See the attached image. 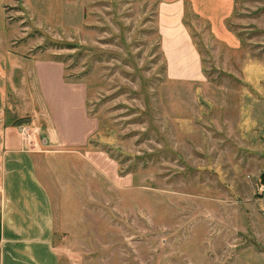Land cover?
Masks as SVG:
<instances>
[{
    "label": "rangeland",
    "instance_id": "obj_1",
    "mask_svg": "<svg viewBox=\"0 0 264 264\" xmlns=\"http://www.w3.org/2000/svg\"><path fill=\"white\" fill-rule=\"evenodd\" d=\"M232 2L224 25L240 46L231 54L180 3L202 78L174 81L159 48L158 16L168 14L159 0H8V123L24 128L28 147L40 135L35 59L86 86L96 122L81 148L31 158L50 195L60 264H264V210L250 204L259 178L229 165L220 141L225 103L237 108L244 91L264 97V0Z\"/></svg>",
    "mask_w": 264,
    "mask_h": 264
},
{
    "label": "crops",
    "instance_id": "obj_2",
    "mask_svg": "<svg viewBox=\"0 0 264 264\" xmlns=\"http://www.w3.org/2000/svg\"><path fill=\"white\" fill-rule=\"evenodd\" d=\"M184 1L190 3L194 15L206 20L208 35L212 37L213 44L222 47L224 54L235 53L240 46L235 33L224 25L232 15L233 2L159 0L160 4L165 3L168 12L159 14L157 28L159 48L167 62L166 77L174 81H200V55L184 27H180L179 5ZM7 3L8 0H0V264H60L51 245L56 230L50 195L33 170L31 158L38 156L39 152L50 154V147L81 148L96 128V122L86 116L84 86L64 81L60 63L35 59L30 63L36 86L35 107L39 109V114L34 111V116L40 135L32 139L33 143L28 147L30 142L26 144L19 127L8 123V63L13 66L15 59L8 54L12 33L4 11ZM215 56L217 59L219 53ZM173 67L175 70L172 73ZM236 79L245 83L250 80L242 75L236 76ZM238 95L237 108L229 107V100L221 108L224 118H221L220 141L226 154H229L227 163L231 165V160L233 164L239 163L240 168H237L241 173L252 170L254 178L258 180L264 171V167L260 168L258 164L260 160L264 163V97L257 98L262 94H250L248 91L239 92ZM30 146L34 147L33 150ZM241 150L245 153H241ZM236 153L239 162H235ZM230 171L234 174L231 168ZM248 186L247 193L253 195L252 185ZM241 188L243 193L245 186ZM254 195L257 197L250 204L260 205L259 210H264V195Z\"/></svg>",
    "mask_w": 264,
    "mask_h": 264
},
{
    "label": "trees",
    "instance_id": "obj_3",
    "mask_svg": "<svg viewBox=\"0 0 264 264\" xmlns=\"http://www.w3.org/2000/svg\"><path fill=\"white\" fill-rule=\"evenodd\" d=\"M65 78H66V76H64V69H63V79H64V81H65ZM84 88H85V100H86V86L85 85H84ZM20 122H22V121H20ZM12 125L13 126H18L17 123H14ZM259 183H260V185H264V171L259 175Z\"/></svg>",
    "mask_w": 264,
    "mask_h": 264
},
{
    "label": "built area",
    "instance_id": "obj_4",
    "mask_svg": "<svg viewBox=\"0 0 264 264\" xmlns=\"http://www.w3.org/2000/svg\"><path fill=\"white\" fill-rule=\"evenodd\" d=\"M24 128H22V127H19V133H20V135L23 137V135H24ZM23 131V132H22ZM24 138V137H23ZM258 192H259V194H261V195H264V185H261V186H259V188H258Z\"/></svg>",
    "mask_w": 264,
    "mask_h": 264
}]
</instances>
